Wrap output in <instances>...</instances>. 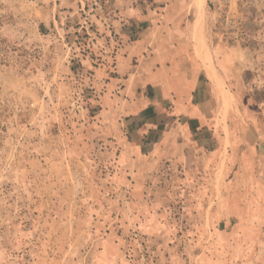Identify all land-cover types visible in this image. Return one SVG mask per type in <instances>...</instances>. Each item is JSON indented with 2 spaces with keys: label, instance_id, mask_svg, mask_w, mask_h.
<instances>
[{
  "label": "rangeland",
  "instance_id": "rangeland-1",
  "mask_svg": "<svg viewBox=\"0 0 264 264\" xmlns=\"http://www.w3.org/2000/svg\"><path fill=\"white\" fill-rule=\"evenodd\" d=\"M126 10L0 0V264H264V0L150 13L201 30L188 37L235 125L220 165L206 132L176 160L140 145L136 93L102 98V45L130 26Z\"/></svg>",
  "mask_w": 264,
  "mask_h": 264
},
{
  "label": "crops",
  "instance_id": "crops-1",
  "mask_svg": "<svg viewBox=\"0 0 264 264\" xmlns=\"http://www.w3.org/2000/svg\"><path fill=\"white\" fill-rule=\"evenodd\" d=\"M124 14L130 26L117 27L118 40L102 45L105 50L97 69L106 83L102 98L115 90V97L136 93L132 114L146 116L137 131L140 145H150L154 152L163 148L167 159L176 160L186 147L199 148L201 141L206 142L200 137L206 132L213 142L208 155L213 164L220 165L235 125L229 106L224 110L222 92L211 80V68L222 81L220 74L210 64L205 48L199 47L201 43L197 46L203 60L188 37L195 34V40L202 41L201 30L149 25L154 15L133 10ZM261 131L258 125H251V132L259 135Z\"/></svg>",
  "mask_w": 264,
  "mask_h": 264
},
{
  "label": "built area",
  "instance_id": "built-area-1",
  "mask_svg": "<svg viewBox=\"0 0 264 264\" xmlns=\"http://www.w3.org/2000/svg\"><path fill=\"white\" fill-rule=\"evenodd\" d=\"M96 1L115 3L116 1L119 0H96ZM122 1L129 2L134 8L137 9L136 11L140 15H148L150 13H153V10L158 2H166L169 0H122Z\"/></svg>",
  "mask_w": 264,
  "mask_h": 264
},
{
  "label": "bare ground",
  "instance_id": "bare-ground-1",
  "mask_svg": "<svg viewBox=\"0 0 264 264\" xmlns=\"http://www.w3.org/2000/svg\"><path fill=\"white\" fill-rule=\"evenodd\" d=\"M205 0H195V5L197 6V8H201L202 5L204 4Z\"/></svg>",
  "mask_w": 264,
  "mask_h": 264
}]
</instances>
